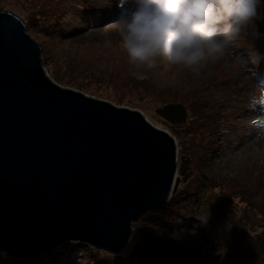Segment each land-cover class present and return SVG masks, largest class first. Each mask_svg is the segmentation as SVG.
<instances>
[{"label": "rangeland", "instance_id": "obj_1", "mask_svg": "<svg viewBox=\"0 0 264 264\" xmlns=\"http://www.w3.org/2000/svg\"><path fill=\"white\" fill-rule=\"evenodd\" d=\"M78 1L0 0V10L15 12L26 21L27 31L41 44L47 71L57 82L118 106L139 109L156 126L171 132L179 147L178 182L171 200L133 222V234L120 252L109 254L67 242L29 261L141 264L137 254L149 248L154 261L158 255L159 264H192V257L201 264H264L260 249L264 239V104L258 103L264 97L260 84L264 45L259 43L264 38L253 40L242 31L235 45L220 60L207 61L199 74L183 66L171 67L164 57L156 68L139 66L131 63L124 41L118 40L123 38L118 13L101 27L92 26L82 36L77 33L82 20ZM111 2L87 0L84 4H98L106 11ZM257 13L264 16L263 3ZM254 22L259 27L260 18ZM139 79L144 80L143 86ZM186 98L195 108L188 110L183 123H171L156 111L165 99L184 104L181 101ZM178 124L185 125L171 129ZM184 156L192 160L189 180L180 171L185 169ZM229 218L236 226L234 232ZM3 254L13 258L0 250V264H15Z\"/></svg>", "mask_w": 264, "mask_h": 264}, {"label": "water", "instance_id": "obj_2", "mask_svg": "<svg viewBox=\"0 0 264 264\" xmlns=\"http://www.w3.org/2000/svg\"><path fill=\"white\" fill-rule=\"evenodd\" d=\"M157 113L183 123L168 103ZM176 137L139 109L63 86L17 13L0 10V250L34 259L67 242L120 252L178 182ZM260 249L264 253V239ZM151 264L149 248L137 254Z\"/></svg>", "mask_w": 264, "mask_h": 264}, {"label": "clouds", "instance_id": "obj_3", "mask_svg": "<svg viewBox=\"0 0 264 264\" xmlns=\"http://www.w3.org/2000/svg\"><path fill=\"white\" fill-rule=\"evenodd\" d=\"M262 0H124L118 19L132 64L158 67L164 57L171 67L199 74L209 60H220L242 31L253 40ZM256 58L260 54L256 53ZM264 104V97L258 101Z\"/></svg>", "mask_w": 264, "mask_h": 264}, {"label": "trees", "instance_id": "obj_4", "mask_svg": "<svg viewBox=\"0 0 264 264\" xmlns=\"http://www.w3.org/2000/svg\"><path fill=\"white\" fill-rule=\"evenodd\" d=\"M87 0H80V1H78L77 3V6H76V9L78 10V11H80L79 12V14H80V18H82V20L80 21V19H79V22L77 23V25H78V28L77 29H80L79 31H77V33H79V34H81L80 36H82V35H84V34H82V33H85L88 29H90V27H92V26H98V27H101L100 25L104 22H106V21H108L109 19L108 18H113L112 17V15H114L115 13H118V7L119 6H121V1H117V0H112V2H111V5H112V7L110 8V7H108L107 6V9H106V11L105 10H103V9H101L99 6H98V4H96V6L94 5L93 7H90V6H86L85 4H84V2H86ZM107 1V0H106ZM117 1V2H116ZM91 3V2H90ZM262 3H263V6H264V0H262ZM260 18V25H259V27H257V28H259L261 31H263L264 32V16H260L259 17ZM259 20V19H258ZM260 31V32H261ZM68 33H70V34H72V33H76L75 32V30H69L68 31ZM119 41H121V42H123V38H119L118 39ZM259 43L261 44H263L264 45V39H262V41H259ZM264 48V47H263ZM104 70H106L107 71V68H105ZM139 81H140V84L143 86V83H144V80H141V79H139ZM79 87H81L80 85H79ZM82 88V87H81ZM195 100V99H194ZM119 101H121V100H118V102ZM171 100H166L165 99V101H164V104H168V103H171L170 102ZM176 101V100H175ZM179 101H181V100H179ZM193 101V100H192ZM181 102H183L185 105H186V107H188L187 109L188 110H193L192 108H195V107H193V106H191L190 104L191 103H189V101H188V98H186V99H184L183 101H181ZM184 125L185 124H178V125H171L170 127H171V129L172 130H174L173 129V126H176V127H178L177 128V130H180V129H182L183 127H184ZM169 127V128H170ZM175 134H177V132H175ZM190 161L192 162V160L191 159H189L188 157H183L182 158V163H185V169L183 168L182 170H180V171H182L183 172V176H185V178L187 179V180H189L188 178L190 177V174H191V171H192V169L190 168ZM181 167H182V165H181ZM191 169V170H190ZM189 175V176H188ZM188 177V178H187ZM184 178V179H185ZM182 179V178H181ZM220 180H217L215 183L217 184V182H219ZM216 186V185H215ZM170 200H171V198H170ZM155 211V210H154ZM151 215H156V213H152ZM143 216V218L144 217H146V216H149L148 214H146V215H142ZM162 219H166L165 217H161ZM168 219V221H169V219H170V217H168L167 218ZM230 219V221H229V225L231 226V228L233 229V232L236 230V226H235V228L233 227V225H234V222H232L231 221V218H229ZM228 219V220H229ZM171 225H173V224H171ZM82 245H84V244H82ZM85 246V245H84ZM87 247V246H86ZM215 247V246H214ZM4 255V254H3ZM5 257V259L6 260H8V261H13L15 264H36V259L35 260H33V261H29V260H27V259H14V258H10V257H8V256H6V255H4ZM195 257H200V258H203L202 256H200V255H194ZM215 256V255H214ZM194 257H192L191 259H190V263H192V264H201L202 262H200V261H197V260H194L193 259ZM215 258H216V256H215ZM214 258V259H215ZM32 260V259H31ZM162 264H163V262H161ZM142 264V263H141ZM152 264H159V259H158V255L156 254V258H155V261H153V263ZM186 264V263H185Z\"/></svg>", "mask_w": 264, "mask_h": 264}, {"label": "bare ground", "instance_id": "obj_5", "mask_svg": "<svg viewBox=\"0 0 264 264\" xmlns=\"http://www.w3.org/2000/svg\"><path fill=\"white\" fill-rule=\"evenodd\" d=\"M260 84H262L263 86H262V88H263V90H264V81H262ZM178 142V141H177ZM130 245V244H129ZM128 245V246H129Z\"/></svg>", "mask_w": 264, "mask_h": 264}]
</instances>
